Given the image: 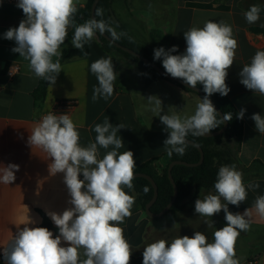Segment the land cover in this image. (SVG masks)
<instances>
[{"label": "clouds", "instance_id": "9594fccd", "mask_svg": "<svg viewBox=\"0 0 264 264\" xmlns=\"http://www.w3.org/2000/svg\"><path fill=\"white\" fill-rule=\"evenodd\" d=\"M79 0H18L17 7L22 9L24 19L18 27H10L3 35L7 40L15 41L13 52L29 61L34 75L44 81L55 84L62 65L61 45L68 36V28L74 25V16ZM261 8L252 5L244 13L249 24L260 19ZM96 16H102L103 10L97 8ZM97 31L108 33L115 42L124 33H117L104 20L91 18L76 25L72 45L83 52L85 45L93 39ZM186 51L173 55L177 47L165 50L154 49V59L162 58V66L173 78H180L195 88L203 85L206 93L197 104L194 114H161L162 101L150 96L147 101L154 105L161 123L166 126L167 139L164 147L167 155L173 153L183 156L189 146L187 137H204L225 121L232 120L230 112L223 118L209 99L214 93L227 96L230 88L226 84L228 69L233 65L238 41L234 38L233 27L224 21H206L203 27L193 26L184 32ZM83 54L87 55L86 52ZM90 71L96 76L98 86H94L92 100H107L114 93V71L111 57L100 58L91 63ZM240 83L254 93L264 96V50H257L249 64L240 72ZM246 109L237 114L243 119ZM251 119L260 134H264V116L253 114ZM123 124L113 126L106 118L102 124H96L95 142L87 146L80 144L77 124L67 114L49 112L31 130L29 145L40 148L51 158L48 165L50 175L63 173L70 199L69 207L62 212L47 211V215L58 228L55 237L46 227H29L34 224L29 217L24 227L17 231L3 247L6 264H130L132 249L120 226L126 218L132 216L131 209L135 197L125 188H134L136 161L134 153L118 150L124 147L123 140L117 135ZM107 151L99 158V148ZM19 165L0 164V183L9 185L16 179ZM83 179H80V175ZM258 184L243 181V173L235 165H224L218 170L214 183L215 194L209 193L195 201V213L211 218L223 210L226 226L215 230L212 242L207 236L196 231L189 236H178L171 240H156L148 244L143 251V264H240L236 258L235 245L241 232L250 230V217L255 213L264 219V195L257 196L253 208L243 214L232 213L228 205L239 206L247 199V189H256ZM145 192L148 188L144 189ZM205 223L212 227L213 222ZM62 242L67 246H62Z\"/></svg>", "mask_w": 264, "mask_h": 264}, {"label": "crops", "instance_id": "0c3cea01", "mask_svg": "<svg viewBox=\"0 0 264 264\" xmlns=\"http://www.w3.org/2000/svg\"><path fill=\"white\" fill-rule=\"evenodd\" d=\"M89 0H79L77 9L84 8ZM17 3L0 2V164L19 165L14 182L0 183V264H6L3 247L7 246L23 223L29 217L34 224L29 227H45L46 218L52 224L48 228L53 236L59 234L58 228L46 214L47 211L62 212L69 207L70 199L63 183V173L50 175L48 165L51 158L40 148L31 147L28 137L31 130L60 101H76V105L66 114L77 124L80 144L87 146L95 142L96 124H102L106 118L113 126L123 124L125 128L117 133L124 147L118 151L131 150L134 153L136 168L152 159L161 171L170 162L164 147L168 137L166 126L161 123L157 112L152 111L147 99L157 96L161 101L163 114L189 116L194 114L202 97L190 93L174 83L159 79L146 89L135 80L132 73L125 69L121 55L106 52L97 34L89 41V55L62 63L61 72L55 84L48 85L42 101H36L33 92L40 79L29 68V61L12 51L15 41L4 38L10 27H18L24 14ZM252 5L261 8L260 19L249 24L244 13ZM113 22L121 23L129 35L139 44L154 49L165 50L177 47L173 55L186 51L184 32L191 27H203L206 21H224L233 27L234 38L238 41L233 65L228 69L226 84L230 88L228 97L237 109H246L244 113V137L239 153L243 181L258 184L256 189H247V199L238 207L228 205L232 213H241L252 209L257 196L264 195V134L255 128L251 119L253 114L264 116V96L254 93L240 83V72L245 64L251 62L257 50H264V0H111ZM73 26L68 28V33ZM69 48H74L72 43ZM61 51V48H60ZM111 57L117 79L114 81V93L107 100H92L93 88L98 86L96 76L90 71L91 63ZM60 57H53V61ZM162 61V58L159 60ZM19 67L20 71L10 75V69ZM99 148V146H98ZM99 148V158L107 151ZM83 179V175H80ZM214 191H201L191 197L181 211L167 213L161 217H151L136 204L131 209L132 216L120 225L124 236L131 245L130 264H143L144 248L159 239L171 242L178 236H189L196 231L203 232L208 242H212L215 230L226 226L223 210L211 218L195 213V201ZM213 222L209 227L206 220ZM250 230L241 232L236 241V258L240 264H264V219L253 210ZM62 246H67L62 242Z\"/></svg>", "mask_w": 264, "mask_h": 264}, {"label": "trees", "instance_id": "16d2710c", "mask_svg": "<svg viewBox=\"0 0 264 264\" xmlns=\"http://www.w3.org/2000/svg\"><path fill=\"white\" fill-rule=\"evenodd\" d=\"M94 1L95 0H89L84 8L78 9V11L76 12L74 16L73 30L68 33L64 44L61 45L62 56L59 58L61 64L71 59L84 58L89 55V42L85 45L83 52L75 47L69 48L68 45L72 41L75 26L83 24L87 20L93 18L92 6ZM97 8L103 10L102 16H96L97 20H104L111 27L115 28L117 33L127 32L126 28L121 23L113 22L111 17V0H101ZM96 34L99 38L102 48L106 52H108L109 54L116 53L134 62L136 70L133 74L134 77L139 81L142 89H146L152 82L156 80L163 79L174 83L187 92L200 95L189 87L177 81L166 78L139 57L118 48L111 41L102 36L98 31ZM116 42L120 43L123 46L129 47L140 55L150 59L165 71L162 66V61L153 59L151 50L136 42L129 35H122L121 38ZM84 52H86L87 55L83 54ZM49 83V81L40 79L38 87L33 92V96L36 101H42L45 98ZM196 87L202 90V95L200 96L204 98L206 93L203 90V85L198 83ZM209 99L212 101L213 105H216L219 108L221 113H219L218 111L217 113L220 118H223L225 113L230 112L232 114V120L228 121V128L222 135L213 137H193L191 134H189L187 138L193 140L204 150L205 159L204 162L199 166L191 167L178 164L173 167V177L179 188V195L169 213L181 211L184 208L186 202L195 194H198L201 191L206 190L215 192L214 183L216 181L218 170L221 166L235 165L237 170L241 166L239 153L244 137V118H237V114L240 111L237 109L228 95L221 96L219 93H214L209 97ZM223 127L224 123L221 124L220 127L213 129L212 131H219ZM200 160L201 152L198 147L189 144L183 156L173 153V155L170 157L169 164L161 171L155 166V162L157 161V159L147 161L146 163L135 169L136 173H145L152 176L158 185L159 196L156 203L152 206V212H161L171 202L174 196V186L169 177L170 163L172 161L198 163ZM133 185L134 188L132 190L125 188V191L130 195L133 194L132 191L136 192L138 197L135 199L136 202L134 206L136 204H140L141 208L145 211L147 204L153 199L154 187L148 179L143 177L135 178L133 180ZM145 188H148L147 192L144 191ZM44 226L46 228L52 227V224L47 218L45 220Z\"/></svg>", "mask_w": 264, "mask_h": 264}, {"label": "water", "instance_id": "95a60500", "mask_svg": "<svg viewBox=\"0 0 264 264\" xmlns=\"http://www.w3.org/2000/svg\"><path fill=\"white\" fill-rule=\"evenodd\" d=\"M100 1L101 0H95L94 3H93V6H92V17L95 18V19H97L95 13H96V9H97V6H98ZM102 36H104L106 39L111 41V37L107 33H104ZM112 43L114 45H116L118 48H120V49H122V50H124V51H126V52H128V53H130L132 55H135V56L139 57L140 59L144 60L147 64H149L152 68H154L157 72H159L160 74H162L166 78L171 79L173 81H177V82L189 87L190 89L196 91L200 95H202V90L200 88H198V87L193 88L190 85L186 84L183 80L171 77L169 74H166V72L159 65H157L156 63H154L150 59L140 55L139 53H137L133 49H131L129 47H126V46H123V45H121L120 43H118L116 41L112 42ZM214 107H215L216 111L221 113L219 108L216 105H214ZM227 128H228V121H225L224 122V127L221 130H219V131H211L210 133L205 134L204 137H213V136L222 135V134H224L226 132ZM188 141H189V144L198 147V149L201 152V160L198 163H188V162H185V161H172L170 163V165H169V177H170L171 182H172V184L174 186V196H173L171 202L161 212H159V213L152 212V206L156 203V201L158 199V196H159L158 185H157L156 181L154 180V178L152 176H150L148 174L136 173V177L135 178H138V177L146 178L152 183V185L154 187L153 199L146 206V212H147V214L149 216H151V217H161V216L169 213L170 209L174 206V204H175V202H176V200L178 198V195H179V188H178V186H177V184L175 182V179L173 177V167L175 165L179 164V165H186V166L195 167V166L201 165L204 162V159H205L204 150L197 143H195L193 140L188 139Z\"/></svg>", "mask_w": 264, "mask_h": 264}, {"label": "built area", "instance_id": "2783aa9c", "mask_svg": "<svg viewBox=\"0 0 264 264\" xmlns=\"http://www.w3.org/2000/svg\"><path fill=\"white\" fill-rule=\"evenodd\" d=\"M0 2L4 3H17L18 0H0ZM20 68L15 67L10 69L9 74L14 75L15 73L19 72ZM76 105V101H60L58 102L53 111L56 114H66L70 109H72ZM248 264H255L254 260L248 261Z\"/></svg>", "mask_w": 264, "mask_h": 264}, {"label": "rangeland", "instance_id": "374dc122", "mask_svg": "<svg viewBox=\"0 0 264 264\" xmlns=\"http://www.w3.org/2000/svg\"><path fill=\"white\" fill-rule=\"evenodd\" d=\"M123 57V56H122ZM123 59H124V61H125V69L128 71V72H130V73H134V71L136 70V66H135V64H134V62H132V61H130V60H128V59H126V58H124L123 57ZM154 59V58H153ZM157 61H159V60H157ZM133 76H134V74H133ZM135 78V77H134ZM135 80L136 81H138L136 78H135ZM138 83H139V81H138ZM132 195L135 197V199L138 197V195H137V193L136 192H134V191H132ZM135 202H136V200H135Z\"/></svg>", "mask_w": 264, "mask_h": 264}]
</instances>
